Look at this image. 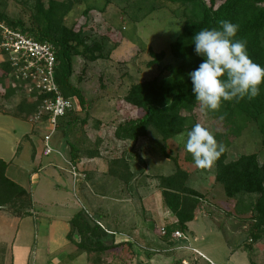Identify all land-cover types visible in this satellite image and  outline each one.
I'll return each mask as SVG.
<instances>
[{
  "label": "rangeland",
  "instance_id": "1",
  "mask_svg": "<svg viewBox=\"0 0 264 264\" xmlns=\"http://www.w3.org/2000/svg\"><path fill=\"white\" fill-rule=\"evenodd\" d=\"M43 1L47 3V0ZM74 1V6L66 18L68 26L78 27L83 24L87 19L83 12L91 7L96 10L90 12L88 17L86 28L89 32L108 38L109 28L116 31L111 35L112 39H107L106 51L110 56L108 59L87 62L81 57H74L72 83L84 92L87 106L85 109L79 107L76 114L72 115L78 117L79 121L66 128L67 134L64 132L65 126L61 125L53 135L51 146L55 152L50 157L58 163L62 162L57 150L69 154L67 139L82 152L97 149L100 152L97 168L91 165L94 159L87 156L81 159L80 168L87 178L99 175L114 177L110 170L112 161L123 158L132 178L139 183L129 186V191H125L127 186L124 184L113 187L116 192L124 187L125 195L130 193L132 197L134 192L139 193L141 199L149 200L148 205H158L159 202L157 177L174 173L178 166L187 169L190 172L188 185L205 193V198L198 210V219L192 222L190 230L185 233L187 238L182 242L190 248L201 250L216 264H252L251 260L264 264V240L253 245L249 237L250 207L257 195L246 194L229 199L224 195L222 186L215 182L214 165L210 169L195 170L192 154L185 148L188 132L179 134L174 141L167 144L153 133L137 143L119 141L114 137L116 126L124 119L125 114H129L124 103L120 107L119 105L130 86L160 76L161 68L166 64H177L170 47L182 31L185 7L167 2L164 4V0H114L108 6L105 0ZM35 2L36 0H0V13L6 14L12 20L23 19L29 26L35 12ZM154 3H163L165 6L152 11ZM105 7V12L101 13L100 10ZM188 8L198 17H202V2L191 3ZM149 48L158 53H166L160 66L147 65L151 60ZM4 61L5 56L0 52V64ZM5 92V88L0 87V155L9 158L23 133L30 129V124L12 115L25 96L17 92L5 98ZM193 115L195 123L199 122L208 128L218 142L224 145L228 142L229 160L250 153H257L259 158H264L263 137L255 127L250 125L237 135L229 125L210 117L200 106L194 110ZM85 117L88 120L83 124L80 120ZM48 130V125L41 126L42 139ZM41 141L38 145L40 149L43 148ZM166 146L171 148L170 154L175 159L165 157L163 150ZM46 160L44 158V162ZM118 165L120 170L122 165ZM70 191L72 200L81 208L89 209L92 220L96 218L95 212L79 189L75 191V195ZM250 245L251 251L246 248ZM202 260L204 264H209L205 259Z\"/></svg>",
  "mask_w": 264,
  "mask_h": 264
},
{
  "label": "trees",
  "instance_id": "2",
  "mask_svg": "<svg viewBox=\"0 0 264 264\" xmlns=\"http://www.w3.org/2000/svg\"><path fill=\"white\" fill-rule=\"evenodd\" d=\"M114 0H105L106 6ZM200 1L203 4V15L198 17L189 9L191 3ZM170 4L184 6L183 28L177 39L171 44L170 52L176 58L177 64H166L161 68L160 76L150 80L133 83L126 95L122 98L125 109L129 113L116 126L114 137L119 141H132L137 143L141 138H147L152 133L163 142L174 141L176 136L189 132L196 124L193 112L200 105L195 101L192 93V82L188 75L196 69L204 59L194 52L193 37L204 28H219L218 20L224 19L239 25L234 40H244L252 60L264 66V0H164ZM75 1L36 0L35 12L31 16V23L27 26L23 19L12 20L6 14L0 13V23L9 27L20 29L26 35L37 41L49 42L56 49L55 78L62 94L65 97L77 99L80 109H85L87 101L84 92L72 83L74 74V57H81L87 62H96L108 59L106 51L107 39H112V27L108 29L109 37L96 36L86 28L89 23V14L95 8H87L83 16L86 21L80 26L66 24V18L71 12ZM154 3L152 11L163 8V3ZM106 7L100 12L104 13ZM121 33V32H120ZM151 60L148 66L161 65L166 53L155 52L149 48ZM7 62L0 64V87L5 88L3 96L9 98L15 93H22L25 98L12 115L29 121L36 110L42 96L31 92L28 94L25 85L10 87L7 84ZM210 117L220 119L229 125L235 134H240L250 125L263 137L264 144V84L260 86V95L249 99L245 97L238 102L223 101L218 111L205 110ZM9 114V113H7ZM75 111L69 112L59 120V127L66 128L79 121ZM88 117L80 121L85 124ZM58 127V130H59ZM57 130V131H58ZM70 146L69 158L74 163L80 161L82 152L79 147L67 139ZM226 150L214 163L215 182L222 186L224 195L236 198L241 195H257L250 207L249 237L253 245L264 240V167L258 165L257 153L242 154L234 160L228 159ZM171 148H164L166 158L175 159L170 154ZM89 158H100V152L86 150L83 152ZM122 166L118 170L117 166ZM7 163L0 159V209L8 208L15 212L28 214L31 207V195L28 191L9 179L6 175ZM111 173L114 177L130 180L131 172L123 158L112 161ZM115 165V166H114ZM125 167V168H124ZM195 170L200 169L195 165ZM190 172L178 166L177 170L169 175L157 177L158 189L161 191L165 206L174 214L177 221L165 226L166 233L162 235L166 241L172 240L176 231L186 232L188 223L192 222L198 214L205 193L188 185ZM71 230L69 238L72 240L76 234L79 238L77 246L81 251H106L121 246L120 244L106 245L105 240L111 237L98 222H94L84 209L80 210L70 220ZM250 251L251 245L246 247ZM254 254V253H253ZM252 264H257L251 260Z\"/></svg>",
  "mask_w": 264,
  "mask_h": 264
},
{
  "label": "crops",
  "instance_id": "3",
  "mask_svg": "<svg viewBox=\"0 0 264 264\" xmlns=\"http://www.w3.org/2000/svg\"><path fill=\"white\" fill-rule=\"evenodd\" d=\"M27 122L30 129L18 140L12 155L9 158L0 155L8 164L7 177L28 191L32 199L28 214L0 209V264H202L205 258L214 262L201 250L190 248L183 239H163L161 227L174 224L177 219L165 206L161 191L157 194L158 205L151 207L149 200L141 199L139 193L134 192L132 197L130 193L125 195L124 187L119 192L113 187L124 184L125 191H129V186L139 183L135 178L126 180L111 175L87 178L80 168L83 152H79L80 161L75 163L83 175L74 180L67 152L57 150L62 161L58 163L50 157L54 152L46 156L38 146L41 126L46 123ZM91 159H94L91 165L97 168L98 159ZM77 189L95 212L93 221L112 234L105 244L121 246L100 252L81 251L77 235L69 238L70 220L75 214L84 209L92 218L89 209L72 200L70 190L75 195ZM192 222L188 223L187 231Z\"/></svg>",
  "mask_w": 264,
  "mask_h": 264
},
{
  "label": "clouds",
  "instance_id": "4",
  "mask_svg": "<svg viewBox=\"0 0 264 264\" xmlns=\"http://www.w3.org/2000/svg\"><path fill=\"white\" fill-rule=\"evenodd\" d=\"M217 23L219 28H204L193 37L194 52L204 59L188 74L195 101L210 111H218L223 101L255 98L264 84V66L249 56L246 41L233 39L239 25L224 19ZM185 148L202 170L210 169L226 150L199 122L188 132ZM257 163L264 167V158Z\"/></svg>",
  "mask_w": 264,
  "mask_h": 264
},
{
  "label": "built area",
  "instance_id": "5",
  "mask_svg": "<svg viewBox=\"0 0 264 264\" xmlns=\"http://www.w3.org/2000/svg\"><path fill=\"white\" fill-rule=\"evenodd\" d=\"M0 52L9 65L7 84L10 87L24 84L28 94L33 92L42 96L29 122L33 125L43 123L48 125L49 130L43 136V153L46 156L51 155L55 152L51 146V140L58 130L59 120L69 112L79 109L77 99L65 97L57 84L55 46L49 42L37 41L20 29L0 23ZM67 162L74 180L83 175L79 172L77 164L71 160ZM160 230L162 235L166 233L165 226H162ZM172 238L186 239L187 237L184 232L176 231L172 234ZM193 252L205 258L197 250ZM207 261L209 264H215L209 259Z\"/></svg>",
  "mask_w": 264,
  "mask_h": 264
}]
</instances>
